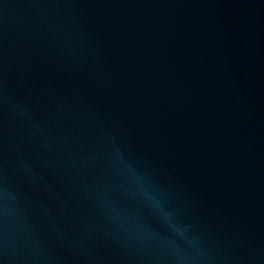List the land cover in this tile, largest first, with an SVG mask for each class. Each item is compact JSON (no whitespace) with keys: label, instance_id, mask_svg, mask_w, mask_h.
<instances>
[{"label":"water","instance_id":"obj_1","mask_svg":"<svg viewBox=\"0 0 264 264\" xmlns=\"http://www.w3.org/2000/svg\"><path fill=\"white\" fill-rule=\"evenodd\" d=\"M0 264H264V0H0Z\"/></svg>","mask_w":264,"mask_h":264}]
</instances>
